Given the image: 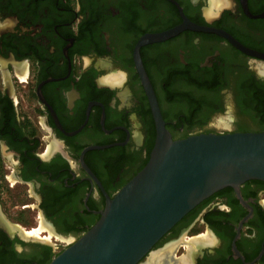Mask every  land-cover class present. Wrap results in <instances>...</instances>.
<instances>
[{"label":"flooded vegetation","instance_id":"obj_1","mask_svg":"<svg viewBox=\"0 0 264 264\" xmlns=\"http://www.w3.org/2000/svg\"><path fill=\"white\" fill-rule=\"evenodd\" d=\"M263 13L264 0H0V264H50L145 167L157 128L136 49L184 16L263 57L192 30L142 45L173 139L264 132ZM233 110L259 127L221 132ZM220 111L219 129L202 126ZM238 190L199 204L143 263L264 264V182Z\"/></svg>","mask_w":264,"mask_h":264},{"label":"water","instance_id":"obj_2","mask_svg":"<svg viewBox=\"0 0 264 264\" xmlns=\"http://www.w3.org/2000/svg\"><path fill=\"white\" fill-rule=\"evenodd\" d=\"M258 17L264 18V13ZM186 30L221 35L239 50L263 57L226 32L199 26L185 16L182 25L144 37L136 49V62L157 128L149 161L113 198L107 196L96 224L50 264H145L160 240L203 201L226 188L239 191L248 181L264 182V132L210 133L176 140L167 129L139 48Z\"/></svg>","mask_w":264,"mask_h":264},{"label":"rangeland","instance_id":"obj_3","mask_svg":"<svg viewBox=\"0 0 264 264\" xmlns=\"http://www.w3.org/2000/svg\"><path fill=\"white\" fill-rule=\"evenodd\" d=\"M231 115H233V118H234V120H235V123H234L233 126H231V128H229V129H219V128L215 125V122H216V120H217L219 117H221V116H229V113L222 112V111H220V112H218V113L212 115L210 121H209L208 123L203 124L202 126L205 127V126H207V124H208V126H211L212 128L219 129L221 132H223L224 130H233L234 126H235V128H238V129H239V128H258L259 125H260V123H259L256 119H254V118H252V117H249L248 119H246V118H244L243 116H241V115L239 114L238 111L235 112V111L233 110L232 113H231ZM242 117H243V118H242ZM219 120H221V119H219ZM219 120H218V121H219ZM218 121H217V123H218ZM22 217H24V216H22ZM23 221H24V222H28V220H27V219H24V218H23ZM189 236H190V235H189ZM53 242H55V241L53 240ZM66 247H67V246H65V244H63V247H60L61 250L57 251V254H59V253H61L62 251H64V249H66ZM153 256H154V255H153ZM159 259H160V256H156V257H155V260H156L157 262L162 261V260H159Z\"/></svg>","mask_w":264,"mask_h":264},{"label":"bare ground","instance_id":"obj_4","mask_svg":"<svg viewBox=\"0 0 264 264\" xmlns=\"http://www.w3.org/2000/svg\"><path fill=\"white\" fill-rule=\"evenodd\" d=\"M226 123H227V121H225V120H221L220 121V126H226ZM34 234H36V233H38L37 231H35V232H33ZM159 260H163V257H160V259ZM162 261H159V262H157L155 259H150L149 260V262L147 263V264H160Z\"/></svg>","mask_w":264,"mask_h":264}]
</instances>
